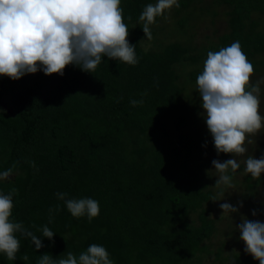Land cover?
I'll use <instances>...</instances> for the list:
<instances>
[{
    "label": "trees",
    "instance_id": "1",
    "mask_svg": "<svg viewBox=\"0 0 264 264\" xmlns=\"http://www.w3.org/2000/svg\"><path fill=\"white\" fill-rule=\"evenodd\" d=\"M178 2L156 18L148 39L139 16L156 0H121L135 65L104 57L94 73L70 64L63 75H0V192L15 190L10 219L44 244L37 250L17 232L16 259L0 253V264H37L44 253L78 257L93 243L114 264H204L211 255L210 264H259L250 254L220 259L225 241L212 245L219 218L206 206L216 181L209 163L221 159L196 77L209 51L235 41L254 65L251 82L264 77V0ZM221 9L227 31L200 25ZM202 29L211 32L201 40ZM57 192L97 200L99 215L73 217Z\"/></svg>",
    "mask_w": 264,
    "mask_h": 264
},
{
    "label": "clouds",
    "instance_id": "2",
    "mask_svg": "<svg viewBox=\"0 0 264 264\" xmlns=\"http://www.w3.org/2000/svg\"><path fill=\"white\" fill-rule=\"evenodd\" d=\"M173 6L180 7L178 0H156V3L144 7L139 21L148 39H151L150 26L156 23V18L164 17ZM128 36L121 0H0V75L13 80L38 71L46 75H63L70 64L94 73L104 57L135 65L138 63L135 44L129 41ZM254 71V65L242 51L240 42L235 41L219 51H209L203 69L196 77L197 91L202 98L201 115L215 150L217 154L230 153L233 156L223 162L212 160L218 174L214 186L218 189L234 187L229 170L235 173L241 163L244 164V172L253 179L258 180L264 173V155L259 158L247 156L241 162L235 158L248 152L249 136L264 129V115L260 112L264 77L252 83ZM132 103L135 106L139 102ZM14 192H0V253H4L8 260H15L20 251L17 232L30 237L37 250L44 247L40 236L10 219ZM55 195L64 200L73 217L87 215L91 222L100 213L99 202L93 198L66 199L68 194L63 192ZM220 195H224L223 190ZM212 201L217 200L213 197ZM219 207L222 216L237 213L243 207V201H238L237 205L224 202ZM257 214L253 209L252 215ZM236 226L240 232L239 239L246 245L244 251L259 264H264V221L242 216V223ZM40 231L43 237L53 240L55 233L47 225H43ZM23 258L27 260L28 257L25 255ZM37 264L114 262L103 245L93 243L78 257L68 252L66 258L54 260L44 253Z\"/></svg>",
    "mask_w": 264,
    "mask_h": 264
},
{
    "label": "rangeland",
    "instance_id": "3",
    "mask_svg": "<svg viewBox=\"0 0 264 264\" xmlns=\"http://www.w3.org/2000/svg\"><path fill=\"white\" fill-rule=\"evenodd\" d=\"M224 10H219V14L214 16L213 18H201L199 20L200 25H206L209 28L217 29V34H221L227 31L228 24L226 16L224 17ZM198 31V30H197ZM211 29H202L198 31V37L202 40L205 34L210 33ZM263 89L264 95V87ZM261 105H264V97L261 98ZM260 112L264 115V107H260ZM251 143L246 144L248 148V152L245 153L244 156L235 157L238 162L246 159L247 156H255L257 158L264 155V129L260 131L257 135L249 136L248 138ZM227 156L226 153H220L219 158L224 160ZM233 158L232 154L229 153V158ZM213 160V159H212ZM212 160L210 164V170H214V166L212 165ZM242 167L240 169L244 170V164L241 163ZM238 169L235 173H231L229 170V174L232 175L234 187L225 188L222 186L224 195H220V191L218 192V188L214 187L212 191L214 192V197L217 201H210L206 206L209 207V211L213 218H219L216 220V229L214 232V236L212 238V245L214 247L221 246L222 242L225 241V249L221 252V257H228V260H232L234 254L241 253V255L248 254L244 251L246 245L245 243L239 239L240 232L236 225L242 223V216H247L252 220H260L264 221V173L261 174V177L257 179H253L252 181L246 180L244 176H248L250 174H246L245 172H240ZM216 180L218 174L210 173V176ZM208 175L206 176V178ZM257 182V184L253 183V181ZM248 181V184H247ZM251 184V186H249ZM255 184V185H254ZM243 201V207L240 208V211L237 213H228L222 216V209L219 207L220 203L229 202L233 205H237L238 201ZM253 209L257 210V215L253 216ZM214 256L211 255L209 258L204 259V264L211 263ZM219 263V262H218Z\"/></svg>",
    "mask_w": 264,
    "mask_h": 264
}]
</instances>
